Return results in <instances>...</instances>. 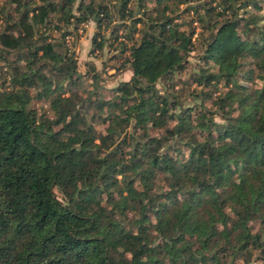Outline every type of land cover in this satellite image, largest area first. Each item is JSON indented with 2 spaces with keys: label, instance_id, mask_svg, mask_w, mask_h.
I'll use <instances>...</instances> for the list:
<instances>
[{
  "label": "trees",
  "instance_id": "16d2710c",
  "mask_svg": "<svg viewBox=\"0 0 264 264\" xmlns=\"http://www.w3.org/2000/svg\"><path fill=\"white\" fill-rule=\"evenodd\" d=\"M0 264H264V0H0Z\"/></svg>",
  "mask_w": 264,
  "mask_h": 264
},
{
  "label": "rangeland",
  "instance_id": "374dc122",
  "mask_svg": "<svg viewBox=\"0 0 264 264\" xmlns=\"http://www.w3.org/2000/svg\"><path fill=\"white\" fill-rule=\"evenodd\" d=\"M96 24L93 21L82 24L75 33L66 36L65 44L68 47V51H73L74 58L77 59L78 71L85 73L87 71V62L94 63L97 70L102 71V77L104 79L103 84L106 87H114L118 82L123 80H128L131 77V71L128 69H116L120 67L121 59L112 58V51L105 46L102 52V55L99 57H94L90 54L91 48V38L95 32ZM54 37L58 36L57 32H53ZM195 55V54H191ZM191 63L195 62V57L192 56L189 58ZM89 74L83 78V88H89ZM189 103V102H187ZM191 104V102L189 103ZM217 121H220L219 118H216ZM99 130H102V126H97ZM252 226L257 227L258 222L253 221Z\"/></svg>",
  "mask_w": 264,
  "mask_h": 264
},
{
  "label": "built area",
  "instance_id": "2783aa9c",
  "mask_svg": "<svg viewBox=\"0 0 264 264\" xmlns=\"http://www.w3.org/2000/svg\"><path fill=\"white\" fill-rule=\"evenodd\" d=\"M88 22H90V21H88ZM87 23V22H86Z\"/></svg>",
  "mask_w": 264,
  "mask_h": 264
}]
</instances>
